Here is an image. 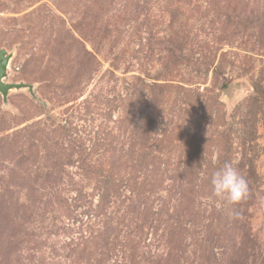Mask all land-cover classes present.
<instances>
[{
  "label": "rangeland",
  "instance_id": "obj_1",
  "mask_svg": "<svg viewBox=\"0 0 264 264\" xmlns=\"http://www.w3.org/2000/svg\"><path fill=\"white\" fill-rule=\"evenodd\" d=\"M0 49V264H264V0H0Z\"/></svg>",
  "mask_w": 264,
  "mask_h": 264
},
{
  "label": "clouds",
  "instance_id": "obj_2",
  "mask_svg": "<svg viewBox=\"0 0 264 264\" xmlns=\"http://www.w3.org/2000/svg\"><path fill=\"white\" fill-rule=\"evenodd\" d=\"M217 159L218 154L211 157L213 163ZM210 186L212 196L229 205L240 204L251 195L247 180L237 168L228 162H225L212 173ZM233 215L238 216L239 213L234 209Z\"/></svg>",
  "mask_w": 264,
  "mask_h": 264
},
{
  "label": "water",
  "instance_id": "obj_3",
  "mask_svg": "<svg viewBox=\"0 0 264 264\" xmlns=\"http://www.w3.org/2000/svg\"><path fill=\"white\" fill-rule=\"evenodd\" d=\"M11 59L12 54H9L6 49H0V93L3 97L4 105H8V96L14 90H29L31 96L37 99L36 92L33 86L25 83L5 82L6 78L8 77V68Z\"/></svg>",
  "mask_w": 264,
  "mask_h": 264
}]
</instances>
